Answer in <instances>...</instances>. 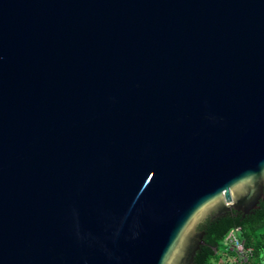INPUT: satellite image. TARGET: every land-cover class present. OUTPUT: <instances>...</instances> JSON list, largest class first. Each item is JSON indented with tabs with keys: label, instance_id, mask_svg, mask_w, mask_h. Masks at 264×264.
Masks as SVG:
<instances>
[{
	"label": "water",
	"instance_id": "water-1",
	"mask_svg": "<svg viewBox=\"0 0 264 264\" xmlns=\"http://www.w3.org/2000/svg\"><path fill=\"white\" fill-rule=\"evenodd\" d=\"M264 198V0H0V264H193Z\"/></svg>",
	"mask_w": 264,
	"mask_h": 264
},
{
	"label": "trees",
	"instance_id": "trees-1",
	"mask_svg": "<svg viewBox=\"0 0 264 264\" xmlns=\"http://www.w3.org/2000/svg\"><path fill=\"white\" fill-rule=\"evenodd\" d=\"M234 227H240L241 239L247 247L253 249V254L248 259L249 263L264 264V198L260 200L258 208L249 214L243 215L230 210L224 216L214 219L208 217L200 223L198 228L204 231V243L197 250L193 264H215L211 259L220 256L219 244ZM228 260L224 259L220 264H228Z\"/></svg>",
	"mask_w": 264,
	"mask_h": 264
},
{
	"label": "built area",
	"instance_id": "built-area-1",
	"mask_svg": "<svg viewBox=\"0 0 264 264\" xmlns=\"http://www.w3.org/2000/svg\"><path fill=\"white\" fill-rule=\"evenodd\" d=\"M239 233L240 227H234L230 229L224 237L223 241L229 244V251L236 253V255L228 260V264H250L248 259L252 256L253 249L244 244Z\"/></svg>",
	"mask_w": 264,
	"mask_h": 264
},
{
	"label": "rangeland",
	"instance_id": "rangeland-1",
	"mask_svg": "<svg viewBox=\"0 0 264 264\" xmlns=\"http://www.w3.org/2000/svg\"><path fill=\"white\" fill-rule=\"evenodd\" d=\"M219 246H220V252H219L220 256L218 257V255H217V257H213L211 259V261L213 263L220 264L222 262V260L231 259L234 255H236L235 252L228 251L230 248L228 242L222 241V242H220ZM227 251L229 252V254ZM224 252H227V253H224Z\"/></svg>",
	"mask_w": 264,
	"mask_h": 264
}]
</instances>
